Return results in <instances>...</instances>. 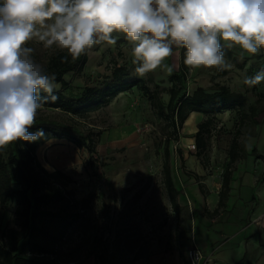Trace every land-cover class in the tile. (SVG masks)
<instances>
[{"label":"rangeland","instance_id":"obj_1","mask_svg":"<svg viewBox=\"0 0 264 264\" xmlns=\"http://www.w3.org/2000/svg\"><path fill=\"white\" fill-rule=\"evenodd\" d=\"M30 46L35 49V58L44 66L57 52L44 49L39 43ZM129 47L123 36L115 45L102 42L85 54L86 61L79 71L65 74L64 79L71 82L73 91H80L84 86L98 85L110 74L115 63L127 65L131 75L139 77L134 74ZM231 51L238 62L247 56L241 58L238 51ZM178 54L170 60L173 68L179 65ZM227 61L232 67L223 70L187 66L186 87L189 92L196 87L210 90L217 85H226L232 91L245 95L246 117L241 122L234 111L215 115L200 156L195 155L193 136L196 125L205 119L203 115L191 113L178 130L177 140L171 137L169 166L173 184L179 190L176 197L180 206L178 215L170 206L161 172L163 143L171 128L135 88L117 95L106 107L73 121L80 130L99 132L95 137L93 154L65 139H50L36 146V158L47 172L60 170L70 178V182L62 186L64 199L42 206L43 209L60 210L71 215V225L65 230L61 224L51 220L43 222L49 237L39 239L52 250V255L60 263L95 264L96 254L105 253L109 264H161L164 255L178 250L179 243L185 256L191 246V228L196 218L188 186L191 182H198L186 177L199 171L212 175L211 184L219 181L235 130L239 131V141L246 140L263 123L264 97L257 98L255 86L243 84L245 70L252 61H247L242 69L236 68L231 60ZM167 76L165 70L157 69L140 78L150 89L155 84L159 88H167ZM260 86L259 89L264 90V84ZM159 96L165 103L167 95L162 92ZM249 106L255 107V117L249 115ZM39 119L72 121L59 111L44 108L39 110L36 120ZM261 140L257 149L248 151L245 147L246 155L240 160L264 154ZM248 168V172L259 176L256 169ZM228 197L225 196L224 203ZM240 203L237 202L238 209ZM238 209L235 211V208L232 215L239 213ZM179 219L180 226H177ZM18 227L15 203L0 205V231L5 233ZM177 232L180 234L179 242L176 241Z\"/></svg>","mask_w":264,"mask_h":264},{"label":"clouds","instance_id":"obj_2","mask_svg":"<svg viewBox=\"0 0 264 264\" xmlns=\"http://www.w3.org/2000/svg\"><path fill=\"white\" fill-rule=\"evenodd\" d=\"M121 36L139 77L157 69L171 75L178 53L191 68L229 69L226 50L241 58L264 52V0H0V150L42 137L29 129L59 99L56 74L31 44L64 52L67 62ZM261 83L264 67L243 78L248 87Z\"/></svg>","mask_w":264,"mask_h":264},{"label":"trees","instance_id":"obj_3","mask_svg":"<svg viewBox=\"0 0 264 264\" xmlns=\"http://www.w3.org/2000/svg\"><path fill=\"white\" fill-rule=\"evenodd\" d=\"M65 55L66 53L57 51L50 56L45 66L48 72L56 74L61 88L57 93L59 99L55 102L48 101L43 108L59 111L72 120L71 123L65 120H36V124L29 131L36 132L42 129L44 133L42 137L32 142L14 141L0 150V205L15 203V214L19 221L17 229H9L5 233L0 231V264H62L52 255V250L39 239L49 237L43 222L51 220L61 224L65 230L71 225V215L60 210L43 209L42 206L64 199L65 192L62 186L68 184L70 178L60 170L47 172L38 162L34 151L38 144L50 139H65L75 147L93 154L95 137L99 132L80 130L73 121L83 119L88 113L106 107L121 93L133 88L139 90L155 109L156 114L171 128L170 134L163 143L161 172L170 206L178 215L180 206L176 197L179 190L173 184L169 166L171 137L177 140L178 130L191 113L203 115L205 119L196 125L193 136L195 155L200 156L205 148L204 140L210 134L209 126L215 115L234 111L241 122L246 117L244 113L246 97L240 92L232 91L226 85H217L210 90L196 87L189 92L186 87L188 68L183 65L182 53L178 54V67L167 76L169 84L167 88H159V85L155 84L153 89H150L143 78L131 75L127 65L115 63L110 74L98 85L84 86L80 91H73L71 82L66 81L64 75L79 71L86 61V55L76 60L68 57L67 62H62ZM226 58L238 69L244 68L247 61H252V64L247 66L244 76H253L264 67V52L256 56H246L242 62H238L232 51L226 50ZM162 92L167 95L165 103L159 96ZM258 97H264V93H259ZM248 109L249 115L255 117V107L249 106ZM238 136L239 131L235 130L227 149V162L221 173L218 191L219 207H224L233 164L246 155L245 141H239ZM193 177L197 179V176ZM177 226H180V219L177 221ZM179 240L180 234L177 232L176 241ZM95 264H109L105 253L96 254Z\"/></svg>","mask_w":264,"mask_h":264},{"label":"crops","instance_id":"obj_4","mask_svg":"<svg viewBox=\"0 0 264 264\" xmlns=\"http://www.w3.org/2000/svg\"><path fill=\"white\" fill-rule=\"evenodd\" d=\"M259 86H255L256 96L264 93L263 88L260 90ZM261 114L263 123L258 125L256 133L244 140L248 151L257 149L260 136L261 143L264 144V111ZM248 167L251 170L256 169L259 176L248 172ZM193 176H197V183ZM200 177L203 181H200ZM186 178L195 182L189 183L188 186V196L196 215L190 240L191 244L202 252L203 264H264V154L247 156L246 159H239L233 164L228 183L229 197L224 207L218 206L221 177L213 183L214 186L211 184L212 175L205 172L195 171L191 177ZM238 201L242 202L239 209L236 207ZM235 208L239 213L232 215ZM178 246L177 251L164 255L161 264H186V253L183 256L181 246Z\"/></svg>","mask_w":264,"mask_h":264},{"label":"built area","instance_id":"obj_5","mask_svg":"<svg viewBox=\"0 0 264 264\" xmlns=\"http://www.w3.org/2000/svg\"><path fill=\"white\" fill-rule=\"evenodd\" d=\"M203 259L202 252L194 244H191L186 251V264H203Z\"/></svg>","mask_w":264,"mask_h":264}]
</instances>
